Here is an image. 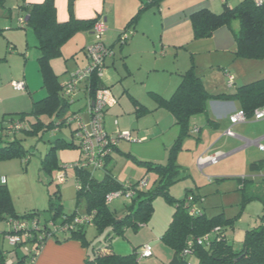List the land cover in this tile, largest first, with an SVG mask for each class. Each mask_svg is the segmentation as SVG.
I'll return each instance as SVG.
<instances>
[{"label":"rangeland","instance_id":"rangeland-1","mask_svg":"<svg viewBox=\"0 0 264 264\" xmlns=\"http://www.w3.org/2000/svg\"><path fill=\"white\" fill-rule=\"evenodd\" d=\"M141 2V0H107L109 14L118 19L119 27H115L110 22L106 23L108 30L103 34L101 41L108 46L112 45L120 35L116 31L117 28H121V33L124 32V28L131 19L128 17L129 20H119L125 8L138 6L139 9ZM10 6L11 4L7 3V7ZM138 9L134 13L135 16ZM145 13L146 11L140 14L137 22L126 32L130 40L140 39L139 43L133 51L125 48L122 53L118 45L115 47V66L111 65L110 60L107 62V73H111L113 79L109 81L106 76L103 80L116 98L115 108L109 109L105 118V130L112 137L117 136L120 131L128 130L132 138L118 140V144L112 150V159L108 166L121 183L136 182L146 177L145 179H148L146 190H151L158 187V178L153 171L147 173L146 164H141L138 160L166 165L171 149L180 134V128L175 125L172 114L163 109L155 110L156 100L152 94V92L160 93L157 88L163 83L161 79L165 78L168 81L178 76L162 72L157 74L151 70L157 66L163 69L166 64L170 65L172 70H174L173 66L184 68L189 54L174 40L179 39V35L174 33L172 28L168 29L161 21L153 19L154 14L159 15L157 7L151 9L148 14ZM21 20L17 11L12 12L10 18L0 17V29H3L4 34L0 36V122L5 114L31 112L33 103L47 96L43 73L39 69L38 57L41 52L37 38L27 23L22 24ZM97 35L93 30L78 32L64 43L63 55L52 59L54 74L59 77L61 85L68 81L71 74L87 66L88 61L82 48L86 45L88 48L92 45L91 43L99 42ZM147 39L155 40L153 43ZM160 39L164 40V50L161 46H154ZM126 52L129 53L127 64L130 74L125 71L122 61ZM250 61L253 64L248 68L249 72L253 75L261 72L264 77V60ZM18 81H25L28 84L27 91L13 89L12 82ZM227 83L226 80L224 90L236 89L235 87L229 89ZM135 99L140 104L135 103ZM82 100L79 97L72 104V110H80L82 120L88 124L87 103L84 98ZM141 105L145 107L143 112L138 111ZM196 117V120H190V135L183 140L177 152L176 161L183 170L179 180L170 186V194L177 200L185 199L187 193H189L188 199L199 196L197 209L208 217L224 214L227 219H232L233 226L228 229L226 235L234 249L239 251L243 247L246 231L258 227L264 216V204L261 200L244 203L243 192L240 190L238 181L239 178L252 179L253 185L258 187L257 194H264V149L255 144H248V141L254 142L264 136L262 133L264 119L258 122L249 120V123L253 124L250 125L251 131L246 135L241 129L238 132L239 129L234 128V133L239 136H242V133V137L246 140L241 144H235L232 150L243 146L245 148L228 155L231 150L228 151L227 146L224 145L227 139H230L229 136H226L224 132L219 134L217 128H210L206 121L198 120L200 116ZM42 120L48 122L49 118L44 117ZM77 125L78 123L75 122L57 133H47L42 140H39V137L26 139L24 146L31 153L27 158L28 164H26V158L0 161V177L6 176L11 182L12 189H9V192L19 216L37 211L38 215L35 217L40 219L41 226L51 220V214L47 209L50 194H53L56 188H59L61 204L67 215L74 212L80 215L87 214L85 202L79 203L77 200V184L72 169L67 170L69 180L61 184H59L58 173L48 174L41 170L42 160L51 148V143L60 138L68 142L72 141V131ZM194 126L202 131L201 134L193 131ZM257 127L258 129H255ZM260 128L261 135H254ZM23 137L21 134L20 138ZM217 143L222 145V147L217 146L219 153H215L217 150L213 149ZM259 144L264 147V139L260 140ZM79 154L78 148L60 149L57 152L59 164L69 165L79 158ZM205 156H217L219 160L216 164H209L206 160L208 157ZM255 162H262V167H252ZM93 175L97 180H101L105 172L96 170ZM128 204L127 200L120 198L112 200L109 207L116 211L119 219H122ZM153 207V215L148 224L137 229L130 227L123 236L115 237L110 243L107 242V236L112 233V229L99 233L94 225H90L87 227L86 237L96 248L111 245L115 252L123 255L132 253L135 248H138L139 253L145 245L151 244L153 257L139 258L140 264H170L175 253L164 243L162 236L172 220L175 205L164 196H158L154 200ZM27 222H32V219L27 218ZM6 230H10V224L7 221H0V248H4L7 254L15 247L9 244ZM57 236L62 240L61 233ZM26 247H19L17 254L9 253V255H13L11 257L17 260L24 255ZM190 262L196 264L197 260L190 257Z\"/></svg>","mask_w":264,"mask_h":264},{"label":"trees","instance_id":"trees-1","mask_svg":"<svg viewBox=\"0 0 264 264\" xmlns=\"http://www.w3.org/2000/svg\"><path fill=\"white\" fill-rule=\"evenodd\" d=\"M6 1L0 0V17L10 18L12 11L7 7ZM160 1L143 0V7L128 22L126 30L119 35L117 43L120 44L121 36L137 22L140 14L158 6ZM19 9L28 17L27 25L33 30L38 41V48L41 52L38 63L39 69L43 73L47 96L34 102L32 111L29 113H11L4 116L0 122V161L14 158L27 159L31 153L24 146L26 139L39 137V140H42L45 134L57 133L76 122L74 118L80 110H72L70 99L65 95L64 86L61 85L59 77L54 74L51 61L53 58L62 56L64 43L82 30H93L94 25L98 22L97 19H77L73 11H71L68 21L60 22L57 19L55 0H44L42 3L33 5H21ZM189 19L195 39L210 38L220 28L230 25L233 20H238L240 31L235 35V58L264 60V7L256 6L252 0H243L235 7L224 4L220 13H215L209 8H200L192 12ZM3 35V29H0V36ZM128 40L129 38L126 43ZM126 43L121 47L123 48ZM102 86L101 80L94 79L91 96L93 97L98 89L103 88ZM152 94L156 100L155 110L168 111L174 117L175 125L180 128V134L171 149L166 165L138 160L139 163L146 164L147 173L153 171L156 174L158 187L151 190H146V187L138 189L137 186L146 177L136 182L121 183L108 166L112 159V150L116 146H112L111 152L107 155V164L103 169L105 175L101 180H97L93 175L96 170L82 169L78 164L82 161L83 151L81 143L76 137L77 125L76 129L72 131V141L68 142L60 138L51 143V148L42 160L41 170L48 174H54L72 167L77 184V200L79 203L85 202L86 215H91L92 220L83 224H75L71 230L63 233V240L57 236V233L51 235L52 230L48 225L45 230L41 229L44 233L41 239H39L40 234L36 230L28 228L27 236L9 253L17 254V248L26 245L29 246L28 250L24 251L21 258L14 260L11 257L13 255L6 254L0 248V264H6L8 259L13 261L12 264H30L32 261L35 264L42 249L50 240L57 243L69 240L79 241L84 248L90 249L92 252V255L86 260V264H140L138 248L127 255L115 252L111 245L96 248L86 237L87 227L94 225L99 233L112 229V233L107 236V242L110 243L115 237L123 236L128 228L137 229L148 224L153 215L154 200L158 196H164L175 205L172 220L162 236L164 243L175 253L170 264H193L190 262V257L197 260L196 264H264V216L258 227L246 231L243 247L237 251L226 235L228 229L233 226L232 219H227L224 214L210 218L199 209L192 214L194 206L200 201L199 196L188 199L189 193H187L185 199L177 200L170 194V186L179 180V175L183 170L178 165L176 158L183 140L190 135V120L193 117L207 114L208 103L211 100L237 101L247 117L251 118L256 109L264 106V78L239 86L234 93L212 95L206 90L195 66H191L181 75L180 84L169 98L155 92ZM134 102L140 104L136 100ZM138 111H145V107L141 105ZM44 117L49 118V121L44 122L42 120ZM211 122L208 120V124L211 125ZM193 131L196 134L200 133L196 126ZM21 134L24 136L23 138H20ZM75 148L79 149V158L69 165L59 164L58 150ZM28 162L29 159L26 164ZM262 165V162H255L252 167L260 168ZM238 181L241 186L240 190L243 192L244 203L261 200L264 204V194H257L258 187L253 185L254 180L239 178ZM127 188L132 189L134 195L131 200H127L129 204L125 207L124 218L119 219L116 211L110 209V203H107L106 198L110 193L125 191ZM47 211L51 214L49 221H54V223L57 221L73 222L80 215L77 212L71 215L64 212L59 188L50 194ZM36 215H38L37 211L19 216L7 186L0 184V221H7L10 224V230L5 233L6 235L14 233L13 221L25 222L27 218H33ZM216 228H220V231L215 232ZM206 235L210 237L209 242L198 245L196 241ZM190 242L194 243L191 253L184 255Z\"/></svg>","mask_w":264,"mask_h":264},{"label":"crops","instance_id":"crops-1","mask_svg":"<svg viewBox=\"0 0 264 264\" xmlns=\"http://www.w3.org/2000/svg\"><path fill=\"white\" fill-rule=\"evenodd\" d=\"M241 1L243 0H161L159 2L158 6H156L159 10V15L157 16L156 14H154L153 16L155 17L153 19L157 21H161L163 26H166V28L168 29L172 28L174 33L179 35V39H174V40L179 44L181 48H184L185 51L189 54V59L187 61L186 66H184V68H178V67L175 68V66H173L174 70H172L170 65L166 64V66L163 69L157 66L158 68L156 67L153 70H151L152 72L153 71L157 72V74L162 72L163 74L177 75L180 78V79L178 77H176L175 79L170 78L168 81L165 78L161 79L163 83L159 86V88H157V90L160 92L158 94L162 95L165 98H169L170 97L169 95H172L176 90V88L178 87V85L180 84L181 75L185 73L188 69H190L191 66H195L196 72L198 76L201 77L206 90L212 95H218L221 93H234L236 91V89L227 90V91L224 90L223 87L225 86L226 80L228 82L227 73H229L234 77V82H235L233 86H229V84L227 83L229 89H233L234 87L237 88L239 86L246 85L255 82L259 79H262L263 74L261 72H258L254 75L249 72L248 68H250L252 66L251 64H253L251 63L250 60L235 58L234 55L236 50L235 35L240 31V23L238 20H233L230 25L220 28L219 30L214 32V34L210 38L195 39L192 24L189 19L190 14L200 8H209L215 13H220L222 11L224 4H227L230 7H235ZM42 2H44V0H7L6 4L7 3L11 4L9 8L11 9L12 12L17 11L19 13L20 18L22 19L21 23L24 24L27 23L28 17H26V14L20 11L19 9L20 6L39 4ZM106 3L107 0H55L57 19L60 22L68 21L71 16L70 15L71 11H73V14L77 19L80 20L97 19L98 22L101 21H104L106 23L110 22L115 27H119V25H117L118 19L113 15L109 14L110 11L107 8ZM141 3L142 4L139 6V9L138 6L137 7L128 6L127 8H125L119 20L121 21V19L122 20L128 19V17H131L132 19L135 16L134 13L137 11V9L139 11L143 7V2ZM154 8L155 6L147 10L145 14H148V12H151V9ZM120 30L121 28H117L116 30L118 31L117 33L121 34ZM124 30H126V27L124 28ZM144 32L143 34L146 33ZM118 37L112 45L109 46L107 44L106 45L108 47H112L114 51H115V47L118 45L120 53H122L125 50V48L133 51V49L139 43L140 40V39H132V40L129 39L130 41L128 40L129 42H127L126 45H124L122 48L121 45L117 43ZM147 40L149 41L151 40L154 43L155 39H147ZM91 44L93 45V43ZM156 45L161 46V49L164 50L165 43L163 39H160L157 44H154V46ZM86 46L82 48L85 57L87 50ZM128 52L131 53L130 51ZM128 52H126V56L123 57L122 61L124 62L125 71L126 72L128 71V74H130V68L129 65L127 64L129 59ZM115 55L114 57L109 58L107 60V62L110 60V63L113 67L115 66ZM84 66L86 65L84 64ZM106 76L109 81L113 79L111 73H107V71L105 73L104 78ZM103 79L101 80L103 85L102 87L110 90V88H108L104 83ZM13 83L16 82H12V87H13ZM25 84H26V89H28V84L26 82ZM79 97L80 100L83 101L82 98H84V94H80ZM115 106L112 108H115ZM238 111H242V108L239 102L237 101L211 100L208 103L207 114L199 115L200 119L198 120L206 121L207 125L210 128H217L219 134L221 132L222 133L224 132L225 134V132L228 129H232V131L234 132L233 129L238 128L239 129L238 132L241 129L244 135H246L251 131L250 125H252L253 123H249V121H247L246 123L233 125L229 120L231 115H233ZM196 119L197 117H193L191 120H196ZM208 120L212 121L211 125L208 124ZM105 124H106V120H105ZM255 129H258V127ZM199 131L200 133L198 134H201L202 131L201 130ZM261 132L262 130L260 128V130L255 132L254 135L260 136ZM241 135L243 136L242 133ZM242 136L236 134V137H228L230 139H227V143L226 145H224L227 146L226 148L228 149V151L231 150V152H229L228 155L245 148V146H243L238 149L232 150L235 144L237 143L241 144L246 140ZM263 139L264 136L259 138L258 140H263ZM219 143H217V145L213 148L217 150L215 153L220 152L217 146L222 147V145H218ZM3 177H5L7 180L5 185L7 186L8 190L12 189L11 182L10 180L7 179L6 176L2 175L0 177V184H2L1 179ZM62 236H64V234H62ZM63 238L64 237H62V240ZM2 249L5 250L4 248ZM91 255L92 253L90 249L84 248L79 241L69 240L67 242L57 243L54 240H50L46 243V245L42 249L35 264H86V260Z\"/></svg>","mask_w":264,"mask_h":264},{"label":"built area","instance_id":"built-area-1","mask_svg":"<svg viewBox=\"0 0 264 264\" xmlns=\"http://www.w3.org/2000/svg\"><path fill=\"white\" fill-rule=\"evenodd\" d=\"M254 4L258 7H264V0H252ZM108 30L106 22L101 21L97 22L94 25L93 31L96 32L97 39L99 42L94 43L86 50V57L88 64L87 66L78 72L71 74L68 81L63 85L65 90V95L70 99L71 105L75 103L76 98L79 97L80 94H84V99L87 103V111L89 114V123L86 124L82 120L81 113L77 114L74 120L78 123V130L76 133L77 139L81 143V149L83 151V158L80 161L79 166L83 169H91V170H103L106 165L107 155L111 152V147L116 146L118 144L119 139H132L131 133L128 131L119 132L117 136L112 137L109 136L105 130V112L116 104V99L111 93L109 89L101 88L98 89L95 95L91 96V89L94 79L102 80L107 71L106 61L109 58H112L114 55L113 49L108 47L103 41H101L103 34ZM127 33L121 36L119 43L120 45L126 43L128 39ZM227 79L229 86H232L234 83V77L227 73ZM13 88L16 91H26L25 82H16L13 83ZM261 121L264 119V106L256 109L251 118H248L244 111H238L231 115L230 121L233 125L246 123L249 120ZM226 136L236 137V134L232 131V129H228L225 132ZM259 141L250 142L248 144H256L262 147L259 144ZM264 149V147H262ZM207 163L216 164L219 160V157L212 156L206 158ZM69 169H72L69 168ZM59 184L66 182L69 180L67 175V170L60 171L58 173ZM7 182L6 178L3 177L1 179V183L5 185ZM148 180H143L138 186V189H143L146 187ZM134 195V191L132 189L127 188L125 191H117L110 193L106 200L107 203H111L114 199L124 198L126 200H131ZM197 207L194 206L192 210V214L196 213ZM32 222H12V228L14 229V233L7 234L6 238L9 241V244L13 247L18 246L23 239L27 236V229L36 230L40 236L39 239L43 238L44 233L41 229H46L47 225L52 230L51 235L54 233H66L71 230L75 224H83L85 222H89L92 220L91 215H78L73 222H59L54 223V221H47L44 225H40V219L37 217L31 218ZM215 232H219L220 228H216ZM209 235L204 236L196 241L198 245H203L205 242H209ZM193 242L188 244V249L184 251V255H189L191 253V247L193 246ZM26 250H28L29 246L26 245ZM153 248L151 245H145L141 252L138 253L139 258L148 259L153 257ZM13 261L8 259L6 264H12ZM28 264V263H27ZM30 264H34L32 261Z\"/></svg>","mask_w":264,"mask_h":264}]
</instances>
